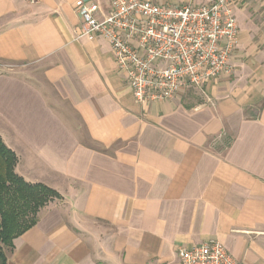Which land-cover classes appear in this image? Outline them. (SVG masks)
<instances>
[{
	"label": "crops",
	"instance_id": "obj_1",
	"mask_svg": "<svg viewBox=\"0 0 264 264\" xmlns=\"http://www.w3.org/2000/svg\"><path fill=\"white\" fill-rule=\"evenodd\" d=\"M92 1L0 0V136L61 195L6 264H180L211 239L264 264V0L237 3L232 75L148 103L106 39L77 38Z\"/></svg>",
	"mask_w": 264,
	"mask_h": 264
},
{
	"label": "built area",
	"instance_id": "obj_2",
	"mask_svg": "<svg viewBox=\"0 0 264 264\" xmlns=\"http://www.w3.org/2000/svg\"><path fill=\"white\" fill-rule=\"evenodd\" d=\"M80 3L77 38L101 36L112 49L127 85L141 103L165 101L190 88L230 76L237 50L239 0L169 5L150 0ZM101 15V17L99 16ZM180 264H242L219 240L178 251Z\"/></svg>",
	"mask_w": 264,
	"mask_h": 264
},
{
	"label": "trees",
	"instance_id": "obj_3",
	"mask_svg": "<svg viewBox=\"0 0 264 264\" xmlns=\"http://www.w3.org/2000/svg\"><path fill=\"white\" fill-rule=\"evenodd\" d=\"M18 158L0 136V264H6L5 248L33 227L41 210L61 195L43 183H31L16 173Z\"/></svg>",
	"mask_w": 264,
	"mask_h": 264
},
{
	"label": "rangeland",
	"instance_id": "obj_4",
	"mask_svg": "<svg viewBox=\"0 0 264 264\" xmlns=\"http://www.w3.org/2000/svg\"><path fill=\"white\" fill-rule=\"evenodd\" d=\"M191 89V88H190ZM191 91H194L195 93H198L196 90H194V89H191ZM57 199H54L53 201H56ZM43 210V209H42ZM41 210V211H42Z\"/></svg>",
	"mask_w": 264,
	"mask_h": 264
}]
</instances>
